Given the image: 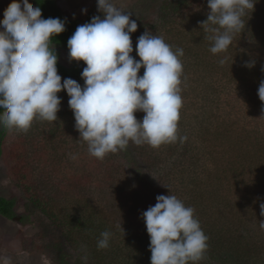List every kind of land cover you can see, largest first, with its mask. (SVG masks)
<instances>
[{"label":"trees","instance_id":"1","mask_svg":"<svg viewBox=\"0 0 264 264\" xmlns=\"http://www.w3.org/2000/svg\"><path fill=\"white\" fill-rule=\"evenodd\" d=\"M31 2L41 8L43 18L65 21L66 30L51 45L59 58L58 74L83 87L85 63L64 66L59 48L69 50V38L78 26L91 22L95 10L82 23L66 19L56 0ZM253 2L255 9L242 17L245 28L219 54L210 51L212 41L201 27L210 12L208 0H163L155 17L143 13L132 18L138 24L131 33L136 37L146 31L181 37L183 103L177 134L187 138L159 148L130 142L126 150L103 159L90 155L87 142L83 144L91 163L82 167L81 176L117 175V193L124 194L125 187L132 189V228L117 227L95 205L80 198L65 208L50 207L31 194L24 167L20 168L23 178H17V172L15 181L24 193L25 211L19 216L16 198L0 197V216L18 218L21 225L37 222L43 236L50 239L56 264H151L150 236L142 213L156 204L158 195H175L195 210L194 217L208 237L204 258L195 264H264V229L260 228L264 221L260 215L264 203V102L258 96L264 81V0ZM154 3L151 12L157 1ZM135 115L142 120L145 113ZM7 133L0 125V161ZM105 231L111 233L109 247L100 249L98 241Z\"/></svg>","mask_w":264,"mask_h":264},{"label":"clouds","instance_id":"2","mask_svg":"<svg viewBox=\"0 0 264 264\" xmlns=\"http://www.w3.org/2000/svg\"><path fill=\"white\" fill-rule=\"evenodd\" d=\"M255 5L253 0H208L210 12L201 27L212 41L213 54L228 50L234 35L245 28L242 17ZM98 10L104 18L95 16L78 26L67 42L70 59L86 64L82 87L58 74L59 58L51 47L53 38L66 30L65 21L43 18L41 8L29 0H12L0 20V125L27 132L37 118L57 121L62 103L58 94L66 91L80 138L98 159L126 150L130 142L159 148L186 140L177 134L184 50L173 51L162 36L146 31L137 40V60L131 55V33L138 29L132 13L122 11L114 0H98ZM258 96L264 102V81ZM137 112L145 113L142 120ZM156 200L142 213L151 264L202 260L208 237L194 217L195 210L175 195H158ZM260 209L264 216V203ZM260 228L264 229V221ZM101 236L98 248L106 249L111 233Z\"/></svg>","mask_w":264,"mask_h":264},{"label":"rangeland","instance_id":"3","mask_svg":"<svg viewBox=\"0 0 264 264\" xmlns=\"http://www.w3.org/2000/svg\"><path fill=\"white\" fill-rule=\"evenodd\" d=\"M56 1L68 20L78 19L85 23L87 16L93 10L96 16L104 18L103 13L98 10V0ZM156 1L155 10L151 12V5L153 6ZM156 1L114 0V3L122 11L132 13V19L143 13L155 17L163 0ZM11 2L12 0H0V20H3L4 10ZM29 2L33 5L31 0ZM182 29L183 27L180 28L181 31ZM184 31L189 32V28H185ZM153 35L162 36L166 43L172 44L173 49L184 47L179 35L167 36L164 32ZM140 36L131 34L133 41L131 55L137 60L140 58L136 53V44ZM59 50L60 61L64 66L71 67L74 63L82 62L71 60L69 50L64 48ZM143 73L144 69L141 68L139 75L142 76ZM58 95L62 103L57 113V121L50 122L37 118L27 132L8 130L3 144L4 154L0 161V197L16 198L18 215L24 213L25 196L15 181L17 178H23L20 168L24 167L29 173L27 182L31 187V194L39 196L50 207L65 208L80 198L95 205L117 227L132 228L134 226L130 208L133 201L130 195L132 189L125 187V195L117 193L118 186L114 179L118 177L117 175L93 173L81 176L82 167L88 166L91 158L84 155V151H87L84 150L86 145H83L85 141L80 138V133L75 127L74 113L68 103L70 97L66 91ZM194 101L195 99L193 103ZM19 159L23 163H20ZM49 245L50 239L43 236L41 226L37 222L21 225L18 218L7 220L0 216V264H56L54 252Z\"/></svg>","mask_w":264,"mask_h":264}]
</instances>
